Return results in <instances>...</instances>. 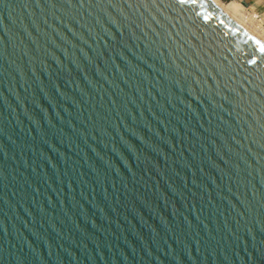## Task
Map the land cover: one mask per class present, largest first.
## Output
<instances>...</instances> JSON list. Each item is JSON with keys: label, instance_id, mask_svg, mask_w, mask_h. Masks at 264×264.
<instances>
[{"label": "water", "instance_id": "water-1", "mask_svg": "<svg viewBox=\"0 0 264 264\" xmlns=\"http://www.w3.org/2000/svg\"><path fill=\"white\" fill-rule=\"evenodd\" d=\"M261 49L214 0H0V264H264Z\"/></svg>", "mask_w": 264, "mask_h": 264}, {"label": "bare ground", "instance_id": "bare-ground-1", "mask_svg": "<svg viewBox=\"0 0 264 264\" xmlns=\"http://www.w3.org/2000/svg\"><path fill=\"white\" fill-rule=\"evenodd\" d=\"M230 17H232L234 20L242 24L244 27H246L249 31H251L253 34H255L257 37H259L264 42V30L261 27L260 23H258L255 19L256 12H250L248 14H251L254 17V21L257 23L255 27L250 26V22L248 20H251L250 16H247L244 13H241L238 7V3L235 0H231L225 4L221 3L218 0H214ZM247 9V7H246ZM259 25V26H258Z\"/></svg>", "mask_w": 264, "mask_h": 264}, {"label": "rangeland", "instance_id": "rangeland-1", "mask_svg": "<svg viewBox=\"0 0 264 264\" xmlns=\"http://www.w3.org/2000/svg\"><path fill=\"white\" fill-rule=\"evenodd\" d=\"M218 1H220L223 4L227 3V2H223L222 0H218ZM236 1L239 3L238 7H239L240 12L251 17V20H248L250 22V26L255 27L257 25V23L254 21V17L251 14H248V13L256 12V10H258L260 8L258 6L259 0H236ZM246 7H247V9H246Z\"/></svg>", "mask_w": 264, "mask_h": 264}, {"label": "built area", "instance_id": "built-area-1", "mask_svg": "<svg viewBox=\"0 0 264 264\" xmlns=\"http://www.w3.org/2000/svg\"><path fill=\"white\" fill-rule=\"evenodd\" d=\"M258 6L260 7L258 10H256V21L260 23L261 27L264 30V0H259Z\"/></svg>", "mask_w": 264, "mask_h": 264}, {"label": "trees", "instance_id": "trees-1", "mask_svg": "<svg viewBox=\"0 0 264 264\" xmlns=\"http://www.w3.org/2000/svg\"><path fill=\"white\" fill-rule=\"evenodd\" d=\"M223 2H229V1H231V0H222Z\"/></svg>", "mask_w": 264, "mask_h": 264}, {"label": "snow or ice", "instance_id": "snow-or-ice-1", "mask_svg": "<svg viewBox=\"0 0 264 264\" xmlns=\"http://www.w3.org/2000/svg\"><path fill=\"white\" fill-rule=\"evenodd\" d=\"M184 2V0H181V3H183ZM261 51H264V49H261Z\"/></svg>", "mask_w": 264, "mask_h": 264}, {"label": "crops", "instance_id": "crops-1", "mask_svg": "<svg viewBox=\"0 0 264 264\" xmlns=\"http://www.w3.org/2000/svg\"><path fill=\"white\" fill-rule=\"evenodd\" d=\"M236 1V0H235ZM237 2V1H236ZM238 3V2H237ZM239 4V3H238Z\"/></svg>", "mask_w": 264, "mask_h": 264}]
</instances>
